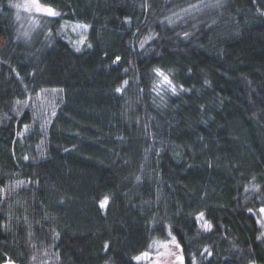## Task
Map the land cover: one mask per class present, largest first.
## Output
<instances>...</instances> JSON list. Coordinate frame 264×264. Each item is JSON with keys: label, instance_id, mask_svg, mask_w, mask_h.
<instances>
[{"label": "trees", "instance_id": "trees-1", "mask_svg": "<svg viewBox=\"0 0 264 264\" xmlns=\"http://www.w3.org/2000/svg\"><path fill=\"white\" fill-rule=\"evenodd\" d=\"M14 1L0 264H144L155 241L177 264H264V0H40L60 15L33 24Z\"/></svg>", "mask_w": 264, "mask_h": 264}, {"label": "rangeland", "instance_id": "rangeland-1", "mask_svg": "<svg viewBox=\"0 0 264 264\" xmlns=\"http://www.w3.org/2000/svg\"><path fill=\"white\" fill-rule=\"evenodd\" d=\"M15 5H19V7H16ZM13 7L15 9L17 18L28 22L27 24H30V21H32L33 24L37 17L39 15H42V13H38L34 7H31V0H16L13 2ZM84 25L87 24L81 22H73L69 23L66 26V30H68L70 37L77 46H80L86 39L89 25H87L86 28L83 27ZM261 225H263L264 233L263 220H261ZM138 260L143 262L144 264H177L176 257H174L171 246H169L167 243L159 241L153 242L148 250L143 253ZM9 262H11V264H16L11 260H7L4 264H9ZM250 264L260 263L252 262Z\"/></svg>", "mask_w": 264, "mask_h": 264}, {"label": "snow or ice", "instance_id": "snow-or-ice-1", "mask_svg": "<svg viewBox=\"0 0 264 264\" xmlns=\"http://www.w3.org/2000/svg\"><path fill=\"white\" fill-rule=\"evenodd\" d=\"M15 6L16 7H19V5H15ZM31 7H34L35 10L38 13H42V14L47 15V16L56 17V16H59L60 15V13L57 12V11H55V9L52 8L51 6H44V5H42L40 3V0H31ZM83 27L86 28L87 25H84ZM185 35H187V34H185ZM89 47H90V45H89ZM117 59H119V58H117ZM156 71H157V74L158 75H160V76L163 77L164 82L167 83L168 85H170L172 87V91L175 92V86H172L171 81L168 79V77L165 76L162 72H160L159 69H157ZM125 83H127V82H125ZM119 91H121V89L118 88L117 89V92H119ZM104 203H107V200H105ZM260 211L261 212H264V208H262ZM202 215L203 214L201 213V216ZM177 246L179 247V245H177ZM136 259H139V257H137ZM180 259H181V264H183V258L181 257ZM9 264H11V262H9Z\"/></svg>", "mask_w": 264, "mask_h": 264}]
</instances>
